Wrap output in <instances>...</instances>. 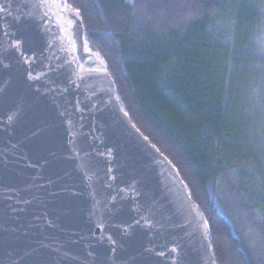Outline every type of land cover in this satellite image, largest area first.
Returning <instances> with one entry per match:
<instances>
[{
  "label": "water",
  "instance_id": "water-1",
  "mask_svg": "<svg viewBox=\"0 0 264 264\" xmlns=\"http://www.w3.org/2000/svg\"><path fill=\"white\" fill-rule=\"evenodd\" d=\"M44 6L0 0V264H216L185 182L122 109L79 14L64 40Z\"/></svg>",
  "mask_w": 264,
  "mask_h": 264
},
{
  "label": "trees",
  "instance_id": "trees-1",
  "mask_svg": "<svg viewBox=\"0 0 264 264\" xmlns=\"http://www.w3.org/2000/svg\"><path fill=\"white\" fill-rule=\"evenodd\" d=\"M51 1L79 14L87 47L107 65L122 109L174 164L216 264H251L216 207L215 183L248 165L264 176L263 118L253 100L264 90L256 43L262 8L231 0L229 30L212 20L222 0H136L134 7L125 0Z\"/></svg>",
  "mask_w": 264,
  "mask_h": 264
},
{
  "label": "rangeland",
  "instance_id": "rangeland-1",
  "mask_svg": "<svg viewBox=\"0 0 264 264\" xmlns=\"http://www.w3.org/2000/svg\"><path fill=\"white\" fill-rule=\"evenodd\" d=\"M125 1L132 7L136 4V0ZM250 1L262 8L264 16V0ZM63 2L44 0V9L46 13L52 15L50 16L59 26L60 37L65 40L63 35L67 24L65 19L68 17L71 7ZM221 2L224 3V6L218 14L213 16V23L231 30L235 21L232 18L236 16V5L231 3V0H222ZM138 14L142 15L139 11ZM138 18L137 23H141V16ZM133 20L136 22L135 17ZM262 21L263 25L256 43L259 57L263 60L262 67L264 71V20ZM70 35L69 33L67 37H70ZM253 100L261 113L264 125V90L263 93L256 90L253 94ZM261 169L264 173V168ZM257 171L256 166L248 165L241 167V169H235L230 173L228 171L226 175H219L215 183L216 193H218L215 204L232 225L249 262L251 264H264V176H260Z\"/></svg>",
  "mask_w": 264,
  "mask_h": 264
}]
</instances>
